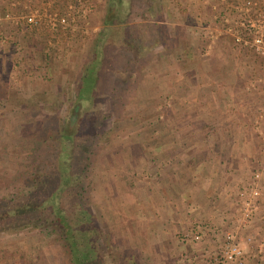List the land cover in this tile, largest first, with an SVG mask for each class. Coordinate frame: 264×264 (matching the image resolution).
<instances>
[{"label":"rangeland","instance_id":"obj_1","mask_svg":"<svg viewBox=\"0 0 264 264\" xmlns=\"http://www.w3.org/2000/svg\"><path fill=\"white\" fill-rule=\"evenodd\" d=\"M76 1L77 6L71 2L76 7L71 10L70 0H0V197L9 195L3 188L27 169L22 157L33 151L42 127L50 131L54 122L62 123L70 112L75 80L90 58L108 8L107 0ZM252 1L251 9L245 0L132 2L134 24L144 11L146 18L163 21L170 36L155 43L142 70V85L118 96L116 111L110 100L103 103L105 117L97 141L100 152L91 178L92 206L104 229L100 240L106 264H123L130 256L132 264H187L186 212L179 210L172 217L171 209L183 205L173 203L179 199L169 191L174 181L169 175L173 157L186 160V149L175 146L186 141V92L199 89L190 82L192 78H224L232 73L254 78L257 85L249 82L243 86L248 87L247 92L256 88L252 95L257 99L264 97V53L245 44V30L232 29L242 28L240 21L249 15L264 14V0ZM36 9L45 12L44 17L39 24L29 25L25 16ZM55 12L67 16L65 27L55 22L53 28L47 22L45 17ZM145 21L141 25L144 36L152 41ZM58 26L62 36L56 33ZM205 26H210V39L223 34L234 41L211 42L215 47L207 45L212 50L204 57L199 45L206 41L196 40L195 33H202ZM205 45L201 46L203 53ZM250 118L256 123L259 116ZM258 124L264 128V117ZM253 130L263 147L264 132ZM263 158L262 152L257 166ZM28 178L31 175L26 172L24 180ZM42 228H0V264H33L31 260L35 264H72L68 246ZM257 245L259 254L249 264H264V243ZM196 259L189 264H228ZM243 264H247L246 256Z\"/></svg>","mask_w":264,"mask_h":264},{"label":"trees","instance_id":"obj_2","mask_svg":"<svg viewBox=\"0 0 264 264\" xmlns=\"http://www.w3.org/2000/svg\"><path fill=\"white\" fill-rule=\"evenodd\" d=\"M107 1L102 29L75 80L69 114L62 123L54 122L50 131L42 127L33 151L22 157L27 169L22 177H13L16 180L20 176L18 182L13 180L3 188L9 195L0 197V228L41 226L46 235L68 246L72 264H106L100 240L104 229L92 206L91 178L92 165L100 152L97 141L105 117L103 103L110 100L116 111L115 99L142 85V70L155 43L164 35L170 36L163 21L146 18L144 11L134 24L133 3L150 0ZM71 2L78 4L76 0ZM142 19L146 20L144 28L150 30L152 41L144 36ZM58 27L56 33L62 36L63 30ZM26 172L31 178L24 180ZM133 261L130 256L123 264Z\"/></svg>","mask_w":264,"mask_h":264},{"label":"crops","instance_id":"obj_3","mask_svg":"<svg viewBox=\"0 0 264 264\" xmlns=\"http://www.w3.org/2000/svg\"><path fill=\"white\" fill-rule=\"evenodd\" d=\"M205 27L202 33L197 31L195 35L196 40L206 41V45H199V50L207 57L206 54L215 47L214 43L219 44L227 38L222 34L210 39V26ZM230 37L227 40L234 41ZM207 45L212 48L206 49ZM224 68L232 71L229 65ZM231 74L224 78H192L190 82L199 89L186 92V141L175 143L176 147L186 149V160L171 157L174 165L170 166L169 175L174 181L173 189L169 191L174 197L178 196L179 200L173 203L183 205L176 204L171 209L174 212L172 217L179 210L186 212L187 264L194 262L195 258V261L214 260L213 255L217 253L224 232L236 229L239 190L250 178L262 154V143L253 130L255 123L249 117L264 113V97L260 95L257 99L258 96L252 95L253 88L247 92L248 87L243 86L254 78ZM253 91L256 92V88ZM260 190L259 202L249 225L238 230L247 264L252 256L259 254L257 243H264V171ZM195 232L200 233L199 240L193 239ZM196 253H199L197 257Z\"/></svg>","mask_w":264,"mask_h":264},{"label":"built area","instance_id":"obj_4","mask_svg":"<svg viewBox=\"0 0 264 264\" xmlns=\"http://www.w3.org/2000/svg\"><path fill=\"white\" fill-rule=\"evenodd\" d=\"M252 0H245V4L250 6V9L253 8ZM69 8L73 10L76 8L71 3H69ZM248 8V7H247ZM45 12H40L36 9L35 11L29 12L25 16V20L27 23L31 25H37L41 22L42 14ZM72 13V12H71ZM69 12V15L71 14ZM74 13V12H73ZM253 14V12L251 13ZM47 22H49L50 26L54 28L55 22L59 23L62 27H65L67 23V16L63 13L55 12L53 16L48 15ZM240 25L242 28L233 27L232 29L236 32H240L245 30L248 35V38L244 40L245 44H247L250 48H252L257 53H264V14H256L255 16H250L240 21ZM240 33L236 36L237 39L241 38ZM250 86H254L258 84V81L252 80ZM264 84V81H263ZM249 86V87H250ZM264 114L261 113L259 115V119L255 122V128L258 132L263 133L264 128L258 124L259 120H263ZM263 128V129H262ZM262 152L264 155V146L262 147ZM264 171V158L261 159L259 165L252 171L250 178L246 182L245 185L241 187L239 190V199L240 203L235 211L236 218V229L226 230L219 242L217 253L213 255L214 260L221 262H232L234 264H243L245 259V252L243 246L239 241V233L238 230L242 228H246L249 225L250 219L252 218L256 206L259 202V197L261 194L260 186L262 173ZM193 239L199 240L200 233L195 232L193 234Z\"/></svg>","mask_w":264,"mask_h":264}]
</instances>
